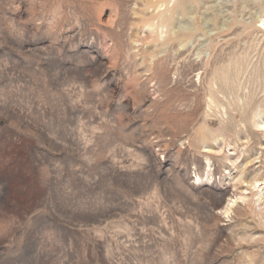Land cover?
I'll return each mask as SVG.
<instances>
[{"label": "rangeland", "instance_id": "obj_1", "mask_svg": "<svg viewBox=\"0 0 264 264\" xmlns=\"http://www.w3.org/2000/svg\"><path fill=\"white\" fill-rule=\"evenodd\" d=\"M246 1L0 0V264H264L261 103L206 111Z\"/></svg>", "mask_w": 264, "mask_h": 264}, {"label": "bare ground", "instance_id": "obj_2", "mask_svg": "<svg viewBox=\"0 0 264 264\" xmlns=\"http://www.w3.org/2000/svg\"><path fill=\"white\" fill-rule=\"evenodd\" d=\"M260 2L263 3L262 0L259 1L258 3ZM240 4H241L240 7L243 8V12H244L245 8L248 6V3L246 0L244 1L242 0ZM244 14H249V11L244 12ZM249 26H252V25L250 24ZM249 26H244L243 28H241V30H239L238 28H235L233 31V34L243 33L245 32V30H247ZM229 27H231L230 23H228V29H231ZM260 31L261 30L254 31V34H252L253 33L252 31L251 34L254 37L252 36L250 38V41L247 40L246 45L239 46L237 42V44L235 45V49L232 51V54H230L232 56L228 58L227 60L228 63L226 65H222L219 67H215V66L211 67L209 78L207 80L206 111L207 113L216 112L220 115L222 114L227 115V112H228L227 107L223 104L222 100L219 99L216 94H217V89H222L223 87H225L226 89L227 88L229 89V92L231 89L233 90L232 92L236 93L235 95L237 96L234 99L243 100L244 98L245 102L238 104L239 108H241L242 111L246 112L247 109L245 107L249 105L248 103H251L252 99L262 104V105L261 104L255 105L256 107L254 106V108L251 110L252 114L250 118L252 121L251 122L252 125L257 127L258 130L262 131V134L264 135V38L262 35L261 36L258 35ZM247 35H249V33H247ZM209 51L210 52L212 51L211 48ZM211 54L212 53H210L208 59H206L205 61H203V63H201V66L203 64L204 71H206V68L209 65L208 61H209V58L211 59ZM243 71H252V72L254 71L255 73H257L255 76L253 75L254 80L252 79L253 84H256L255 86L257 87H253L252 89H249L247 92H244L241 89V82H242L241 76L243 75ZM202 73L203 71L201 72V74ZM249 73L250 72H248V74ZM258 181L259 180L255 176L253 177L251 181H248L246 183V186L251 187V188H255V187L259 188L261 184L262 185L264 184V180L261 182H258ZM256 194L258 196L257 198L258 202L264 199L263 192L259 191ZM242 195L243 193L241 192L239 196L236 195L235 199L227 200L225 206L223 207L224 214L228 215L230 213L232 205L236 202L238 198L240 199L244 196Z\"/></svg>", "mask_w": 264, "mask_h": 264}]
</instances>
